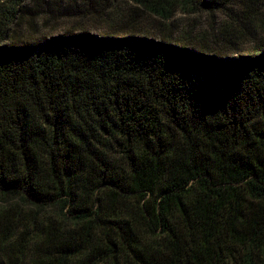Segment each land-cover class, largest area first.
Here are the masks:
<instances>
[{
	"label": "trees",
	"instance_id": "16d2710c",
	"mask_svg": "<svg viewBox=\"0 0 264 264\" xmlns=\"http://www.w3.org/2000/svg\"><path fill=\"white\" fill-rule=\"evenodd\" d=\"M26 1L0 0V264H264V0L12 39Z\"/></svg>",
	"mask_w": 264,
	"mask_h": 264
},
{
	"label": "rangeland",
	"instance_id": "374dc122",
	"mask_svg": "<svg viewBox=\"0 0 264 264\" xmlns=\"http://www.w3.org/2000/svg\"><path fill=\"white\" fill-rule=\"evenodd\" d=\"M86 0H27L23 6L17 23L14 25L12 39H36L44 35L60 33L68 29L83 27L96 32L118 31L124 28V18L130 10L131 3L119 0L115 5L108 7L103 18L97 20L91 14H69L65 12L67 6L77 7ZM264 10V9H262ZM188 18L178 14L176 23L185 26ZM205 21V18H202ZM114 22V23H113ZM259 21L255 19L252 25L256 27ZM204 25V23H202ZM251 25V27H252ZM151 28V23L146 29Z\"/></svg>",
	"mask_w": 264,
	"mask_h": 264
}]
</instances>
